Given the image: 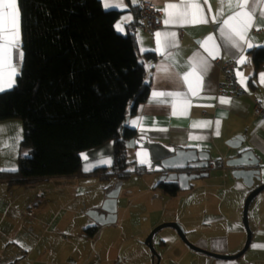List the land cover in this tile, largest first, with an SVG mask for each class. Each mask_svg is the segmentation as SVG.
<instances>
[{
  "label": "crops",
  "instance_id": "1",
  "mask_svg": "<svg viewBox=\"0 0 264 264\" xmlns=\"http://www.w3.org/2000/svg\"><path fill=\"white\" fill-rule=\"evenodd\" d=\"M101 2L104 6V0ZM144 2H150L163 11L166 4L173 2V0H136V2L123 0L124 7L122 8L104 7L106 10H120L122 15L117 24L121 25L123 31H117L125 35L130 32L133 33L136 36L140 52L142 54L152 53L155 57L153 61L147 63V81L150 85L149 97L146 102L140 105L136 114L129 117L130 121L127 127L135 130L136 136H142L176 149H195L199 152H208L212 161L215 162L214 164L218 163V165H221L219 161L225 162L244 150H253L260 159V164L257 167L260 169V180H256L253 188L247 187L242 180H236L229 174L225 176V168L223 167L220 170L212 171L210 177L192 181V189L182 191L176 198L169 197L161 190L156 189V185L160 181L156 184H148V189L152 193H156L155 196L158 199L161 197L160 195H165L162 198L165 205L173 203L184 193L188 196L196 191L206 193L210 189L217 190L213 195L205 194L203 199V204L206 205L207 202L214 201L216 210L211 208V213L208 211L205 213L212 215V217L200 218L196 214L193 216L185 215L179 207L168 221L180 222L189 236L197 238L194 239L196 241L193 240L197 246L219 254H231L240 250L242 246L238 247V245L232 244V236L236 232L230 223H227L228 218L222 213V209L228 200H233L232 203L237 202L238 195L244 194V198H246L256 187L264 184V124L261 123L264 118L255 116L253 112V99L258 98L264 102V83L261 82L264 67L256 71L251 55L254 49L264 47V20L257 19L256 21L260 30H257L254 25L248 33L252 44L256 46L248 48L246 44H243L241 49H237L231 47L227 40L221 37L219 27L222 25L212 22L211 17L216 14L218 7L217 0H207V4L201 0L205 15L209 20L208 23L184 26L165 25L163 23L162 28L153 34L146 33L139 25L140 10ZM208 5L211 6V13L208 11ZM17 6L20 13V51L23 52L19 0H17ZM227 14L226 12L225 17L220 19L226 18ZM126 17L131 19H125ZM157 32H174L176 36L174 41L172 37H168L166 40L161 36L158 45L155 35ZM208 36H213L214 40L209 41L204 46L203 42ZM173 43L176 46H172ZM213 44L218 46L215 58L210 55ZM242 56L246 58V62L243 64L239 63ZM199 58L206 60L209 67L207 72L203 74L198 95L193 96L189 91L188 83L184 82L182 77L190 70V63L196 62ZM23 59L19 61V74L22 71ZM218 60H235L237 62V73H242L243 78H246L245 84H240L248 91V96L232 98L220 93L219 85L222 76L217 63ZM13 62L17 63L15 51ZM161 66H164L167 71H163ZM18 75L15 77L14 86L17 83ZM254 76L255 88L251 83ZM237 78L240 82L241 76L237 75ZM189 80L193 87H197V81L194 77H189ZM12 88L0 91V93ZM157 91L179 93L181 96L180 98L165 96L161 98L165 102L159 103L154 101L152 95L153 92ZM222 98L229 102L221 103ZM186 101L190 102L191 107H187ZM173 102L176 104L177 115L172 114ZM184 112L186 114H181ZM138 118H142V122L134 125L133 121L138 120ZM193 122H209V124L208 126L193 127ZM0 128L3 129V132L0 133V169L14 168L17 170L23 138V124L19 120H6L0 122ZM162 129H166V131ZM237 136H243V146L240 149L231 148L227 143ZM129 155L130 161H133L134 166L137 167L135 150L129 149ZM132 155L134 156L133 160L131 159ZM155 174L158 177L162 176L161 173L153 171H145L139 176ZM84 178H71L74 183L72 188L75 192L73 197L60 202V209L52 212L41 210L42 207H46L47 200L42 197L43 194L38 191L34 192L40 184L10 190L7 182L0 181V264H155L156 258H153L152 253L141 249L139 246L136 249L126 251V246L137 240L142 234L150 232L156 225L164 222L163 220H160L159 223H152L147 228H139V231L131 227L129 234H127L129 241L125 240L121 247L114 242L112 233L104 239L101 249L89 248L90 242H95L96 238L104 235L105 230L102 231V229L117 225L120 218L118 217L116 223L100 226L87 213L100 208L106 199V195L120 183L115 181L102 183L103 181L97 177L99 182L103 184L102 193L99 195L88 193L93 190V186L86 184L84 188L87 191L85 194L88 199L83 207L70 211L65 210L64 212V209L80 196L83 187L82 179ZM194 183L199 184L194 185ZM121 184L123 188L124 182ZM123 198L121 189L118 209L125 210L126 206L122 207ZM62 212L64 214H61ZM65 219L69 221L66 226ZM59 225L65 229H59ZM258 225H260L259 222ZM67 226L70 227V231L66 228ZM95 226L100 227L97 235L92 238L87 236L86 230ZM261 227H258L257 237L254 233V239L256 238L257 241L256 246H264V228ZM139 244L140 246L143 245L141 242ZM162 245H167V242L163 241ZM184 247L179 248V254L173 255V264H192L193 258H197L191 254L194 252L193 250L187 245ZM255 248L263 256L257 260L250 259L245 262H240L238 259L221 260L203 254L205 258L199 257L195 264H264V247ZM170 260L171 258H167L166 264H170Z\"/></svg>",
  "mask_w": 264,
  "mask_h": 264
},
{
  "label": "trees",
  "instance_id": "2",
  "mask_svg": "<svg viewBox=\"0 0 264 264\" xmlns=\"http://www.w3.org/2000/svg\"><path fill=\"white\" fill-rule=\"evenodd\" d=\"M19 6L23 67L16 85L0 93V122L21 121L23 138L18 169L0 171V181L12 190L61 178L122 183L142 175L144 168L131 169L126 141L137 134L125 123L149 97L147 63L154 55L140 52L133 33L117 31L122 12L106 10L101 0H19ZM251 55L256 71L263 68L264 47ZM110 141L114 166L84 174L80 154ZM156 189L172 198L182 192L175 181Z\"/></svg>",
  "mask_w": 264,
  "mask_h": 264
},
{
  "label": "rangeland",
  "instance_id": "3",
  "mask_svg": "<svg viewBox=\"0 0 264 264\" xmlns=\"http://www.w3.org/2000/svg\"><path fill=\"white\" fill-rule=\"evenodd\" d=\"M131 159L132 160L134 159L133 155L131 156ZM134 167H131L132 171H134ZM228 174L229 173H225V176ZM161 177H158V175L156 174L145 175L144 177H140L138 174L134 172L132 177L126 182H124L122 188V195L124 197L122 207L125 205L126 208L125 210L122 208L118 209V217L120 218L119 223L115 226L102 229V231L105 230L104 235H100V237L96 238L95 242H90L91 245L89 246V248H94L97 250L101 249V246L104 243V239L106 237H109L107 235L112 233L114 237V242L121 247L125 240L129 241V238H127V234H129V230H131L130 229L131 227H133V229H138L139 231L140 230L139 228H147L152 223H159L160 220L161 221L163 220L164 222H161L152 229L154 230L156 227L162 224L170 223V221L168 220L170 219V217H172L174 212L179 207H181V211L184 212L185 215L193 216L194 214H196L200 218L212 217V215L205 213L207 211L211 213V208L214 209L215 211L216 205L214 204L213 200L209 203L207 202V205L203 204V199L205 194L213 195L217 192V190L210 189L206 193H203V191H196L194 194L188 196L185 195L184 193V195H182L179 199H175L173 203L169 205H165L164 200L162 199L163 196L165 195H160L161 197L158 199L155 196L156 193L154 192L152 193L148 189V184L158 183ZM71 180L72 179H68V178L53 179L52 181L40 184L39 187H37L35 189L36 191L34 192L36 193L38 191L39 193L43 194L44 196L42 197H44L47 200L46 207L44 208L42 207L41 210L43 211L46 210V212H52L54 210L58 211L60 209L59 206L60 202L62 203V201L73 197V194L75 192L74 189L72 188V184L74 183ZM82 180H83L82 181L83 187L80 196L69 207L65 208L64 212L65 210L70 211L71 209H80L83 207V204L88 199V197L85 194L86 190L84 188V185L89 184L93 186V190L88 192L92 195H94L95 193H97V195L102 193L103 190H101V188L103 187L102 183L104 182L102 183L99 182L97 177H91V178L85 177ZM198 184L199 183H194V185H198ZM238 196L239 198L237 199V202L234 201V203H232L233 200L231 199L228 200V202L224 205L222 209V213L228 218L227 223L229 222L231 227L234 228L236 232L235 235L233 234L232 236V244L238 245V247L241 245L242 248L240 250H236L235 252H232L231 254L230 253H220V254L236 255L243 249L247 241V231L244 225V207L248 196L246 198H244V194ZM64 212H62L61 214H64ZM68 222H69L68 220L66 219L64 220L65 226L67 225ZM258 222L260 223V225H258ZM249 223L253 233L252 244L249 250L241 258L238 259L240 262H245L250 259L257 260L263 257L261 253L260 252L258 253L256 251V248L254 247L256 246V242H257L256 238L254 239V233H255V237H257L258 227L262 226L261 228H264V191L258 195V197L254 200V202L251 205L249 211ZM227 225L229 226V224ZM66 228L68 229V231H70V227L67 226ZM59 229H62V225L60 226ZM152 230L150 232L142 234L137 240L133 241L132 243H129L126 246V251L128 249L129 250L136 249L139 246L141 249H145L147 250V252L152 253L150 248L145 244V241L147 240ZM118 233L119 235H116ZM187 237L190 242L195 244L193 240L197 238H193L191 235L189 236L188 233H187ZM163 241L167 242V245L165 246L162 245ZM139 242H141L144 246L143 245L140 246ZM184 244L185 243L182 241V239L180 238V236L178 235L175 229L164 228L161 231H159L154 238V246L159 256L161 257L160 264H166L167 258H171L170 264H173L172 258H174V256L180 253L179 248L184 247L186 245ZM205 250L212 252L211 250L208 249ZM194 252L191 254H194L193 256H196L197 258L195 257L193 258L192 264H195V262L199 260L198 259L199 257L205 258V255Z\"/></svg>",
  "mask_w": 264,
  "mask_h": 264
},
{
  "label": "water",
  "instance_id": "4",
  "mask_svg": "<svg viewBox=\"0 0 264 264\" xmlns=\"http://www.w3.org/2000/svg\"><path fill=\"white\" fill-rule=\"evenodd\" d=\"M130 119L127 118L125 125H129ZM124 133V131H123ZM243 136H237L227 144L234 149H240L243 146ZM115 141H110L103 146L87 150L80 154L82 159L83 173L87 175L94 174L99 170H108L114 166ZM128 149L135 150L136 162L138 168H144L149 172L161 173L160 182L178 183L181 191L192 189L191 182L210 177L211 172L225 168V173L236 179L242 180L244 184L253 188L256 180H260V159L253 150H244L236 157L229 158L225 162L219 161L221 165L214 164L211 155L208 152H199L195 149H176L160 142L152 141L142 136H136L126 141ZM145 161L141 163V161ZM106 161H110L107 163ZM89 170H85V169ZM204 171V172H197ZM122 189V184H118L109 194L102 206L98 209L88 212V216L94 219L98 225L105 226L118 221V199ZM264 191V184L256 187L247 197L244 207V225L247 231V241L244 248L236 255H225L207 251L189 241L185 228L179 222H170L156 227L148 236L145 244L150 248L153 258H156L155 264H160L159 256L155 246L154 238L156 234L164 228H173L177 231L182 241L193 251L205 254L211 258L221 260H237L241 258L250 248L253 239L252 229L249 223V211L252 202Z\"/></svg>",
  "mask_w": 264,
  "mask_h": 264
},
{
  "label": "snow or ice",
  "instance_id": "5",
  "mask_svg": "<svg viewBox=\"0 0 264 264\" xmlns=\"http://www.w3.org/2000/svg\"><path fill=\"white\" fill-rule=\"evenodd\" d=\"M136 2V0H134ZM207 4V0H203ZM217 10L216 14L211 17L212 22L222 25L219 27V32L222 38H225L231 47L241 49L243 44H246L248 48L255 47L248 36V33L256 26L257 30H260V26L256 24L257 19L264 20V0H217ZM105 8H122L124 7L123 0H104ZM165 13L164 24H176L184 26L187 24H203L208 23V17L205 15L204 7L201 4V0H173L169 2L163 9ZM208 11L211 13V6L208 5ZM226 12L228 13L226 18ZM125 19H131L126 17ZM20 13L17 6V0H0V91H4L8 88H12L15 84V77L19 74L18 66L19 61L23 59V52L20 51ZM118 31H123L120 24L116 25ZM157 44H160V37L163 36L166 40L168 37H172L173 41L176 34L174 32H157ZM213 36H208L203 42L206 46L209 41H213ZM172 46H176L174 43ZM159 50V49H157ZM206 50H208L206 48ZM15 51V56L17 63L13 62V55ZM218 52V46L213 44L210 50V55ZM246 62L245 57H241L239 63L243 64ZM209 65L207 61L203 58H199L196 62H191L189 65L190 70L186 72L182 79L184 82L188 83L189 91L193 96L198 95L199 87L202 85L203 74L207 72ZM163 71H167L164 66H161ZM241 76L240 83L245 84V79L242 73H237ZM189 77H194L197 81V87H193L192 82ZM261 82L264 83V74H261ZM153 99L159 103H164L165 101L161 99L162 97L175 96L180 98L179 93H165L162 91L153 92ZM221 103H228L226 99H221ZM187 107H191L190 102L186 101ZM173 115H177L175 110L176 104L173 102ZM186 114V112L181 113ZM142 122V118L133 121V124H139ZM264 124V121L261 122ZM209 122H193V127L197 126H208ZM218 124V122H217ZM166 131V129H162ZM3 129L0 128V133ZM217 131V135H218ZM110 163V161H106ZM145 161H141L144 163ZM15 171L16 169H0V171ZM86 171L89 169H85ZM254 247H264V246H254Z\"/></svg>",
  "mask_w": 264,
  "mask_h": 264
},
{
  "label": "built area",
  "instance_id": "6",
  "mask_svg": "<svg viewBox=\"0 0 264 264\" xmlns=\"http://www.w3.org/2000/svg\"><path fill=\"white\" fill-rule=\"evenodd\" d=\"M164 13L150 2H144L141 6L139 25L148 34H153L162 28ZM221 71L219 90L221 94L232 98H244L248 91L240 84L237 78L238 64L235 60H218ZM253 112L257 117L264 118V102L261 99H253Z\"/></svg>",
  "mask_w": 264,
  "mask_h": 264
}]
</instances>
